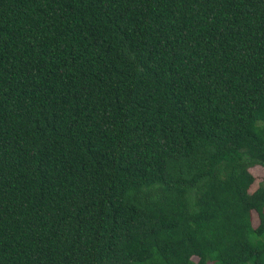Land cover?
Listing matches in <instances>:
<instances>
[{
  "label": "trees",
  "instance_id": "obj_1",
  "mask_svg": "<svg viewBox=\"0 0 264 264\" xmlns=\"http://www.w3.org/2000/svg\"><path fill=\"white\" fill-rule=\"evenodd\" d=\"M254 166L264 0H0V264H264Z\"/></svg>",
  "mask_w": 264,
  "mask_h": 264
},
{
  "label": "rangeland",
  "instance_id": "obj_2",
  "mask_svg": "<svg viewBox=\"0 0 264 264\" xmlns=\"http://www.w3.org/2000/svg\"><path fill=\"white\" fill-rule=\"evenodd\" d=\"M249 173L253 177V183L251 184V186L248 190V192L251 193L252 191H254L257 188L258 184H260L262 182L263 177H264V170L259 166H254V167L249 169ZM251 223H252L253 227H255L257 224V218H256L254 213H252ZM192 261L195 262L196 259L192 258Z\"/></svg>",
  "mask_w": 264,
  "mask_h": 264
}]
</instances>
